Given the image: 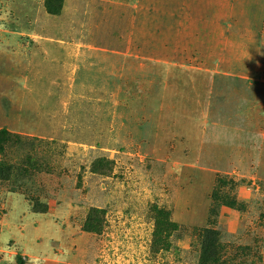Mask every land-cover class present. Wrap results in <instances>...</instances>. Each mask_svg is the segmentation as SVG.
<instances>
[{
    "label": "rangeland",
    "instance_id": "1",
    "mask_svg": "<svg viewBox=\"0 0 264 264\" xmlns=\"http://www.w3.org/2000/svg\"><path fill=\"white\" fill-rule=\"evenodd\" d=\"M61 5L0 0V264H264V0Z\"/></svg>",
    "mask_w": 264,
    "mask_h": 264
},
{
    "label": "trees",
    "instance_id": "2",
    "mask_svg": "<svg viewBox=\"0 0 264 264\" xmlns=\"http://www.w3.org/2000/svg\"><path fill=\"white\" fill-rule=\"evenodd\" d=\"M61 1V0H58ZM64 1V0H62ZM62 1L59 3H53L51 0H45V8L48 14L57 16L60 15L61 9H62ZM56 5V6H55ZM154 231H153V242L152 247L156 251L159 250H167L169 249L170 243L169 238L172 235V233L176 230V225L170 222L168 219V214L157 210V208L154 207ZM212 239V238H210ZM212 247L205 246L202 257H201V264H207L208 259L212 256Z\"/></svg>",
    "mask_w": 264,
    "mask_h": 264
}]
</instances>
